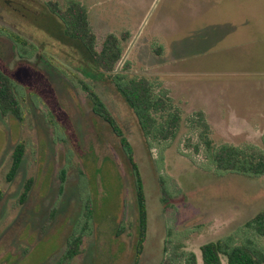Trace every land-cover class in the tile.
Masks as SVG:
<instances>
[{
  "label": "rangeland",
  "instance_id": "obj_1",
  "mask_svg": "<svg viewBox=\"0 0 264 264\" xmlns=\"http://www.w3.org/2000/svg\"><path fill=\"white\" fill-rule=\"evenodd\" d=\"M71 1L87 8L99 40L125 39L115 74L150 79L172 98L180 117L173 139L146 140L109 76L65 36L47 4ZM0 70L18 85L25 115L20 123L0 112V264H61L86 208L89 235L63 264H159L165 250L173 264L189 253L202 264L201 246L227 236L264 249L245 228L264 211V175L218 172L197 124L202 115L215 147L264 153V0H0ZM86 86L128 135L142 173L148 235L140 257L130 166ZM19 144L26 154L8 183Z\"/></svg>",
  "mask_w": 264,
  "mask_h": 264
},
{
  "label": "trees",
  "instance_id": "obj_2",
  "mask_svg": "<svg viewBox=\"0 0 264 264\" xmlns=\"http://www.w3.org/2000/svg\"><path fill=\"white\" fill-rule=\"evenodd\" d=\"M47 6L50 12L55 15V18L62 23L65 36L70 40L79 42L84 48L87 53L86 56L93 62L95 70L99 74L102 73L109 76V80L117 87L118 92L135 116L142 136L146 140L151 137L164 141L170 138L173 139L178 129L180 117L178 111L173 107L172 98L168 93L166 91L156 93L150 79L134 78L126 81L121 76L115 74L124 54L123 40L125 39L113 34H107L106 37L99 40L97 33L91 25L88 10L81 2L71 1L66 6H63L62 9L53 2H49ZM14 43L9 42L11 51L13 52L7 60L8 64L12 62L11 59L15 53ZM19 44L24 47L28 46L23 40ZM17 87L18 85L13 81L11 76L0 70V112L3 115L11 114L20 123H23L25 115L20 98L21 93ZM85 89L88 93V100L91 103L93 113L99 117L102 123L108 125L114 135L119 138L120 146L130 166L131 177L135 183L134 199L137 210L136 230L138 239L136 254L140 257L144 252L148 235V202L142 173L135 160L133 146L130 143L128 135L124 133V129L117 122L101 96L91 89V87L86 86ZM199 116L201 118L197 124L203 127L202 134L206 150L208 151V160L218 172L235 173L249 178H258L264 175L263 152L250 148L244 150L229 145L219 148L215 147L208 137V125L204 122L203 116ZM25 154V146L23 144L17 145L14 149L12 165L7 175L8 183L15 180ZM61 181L62 183L66 181L65 172L62 173ZM31 185V179L24 185V191L19 197L22 204H25L29 198ZM163 195L164 203L168 204L167 202L171 199L170 196L166 191H163ZM3 197L4 193L0 191V204ZM86 212L87 208L85 213H83V223L77 228V233L72 243L67 244L60 261L61 264L73 261L82 251L84 240L89 235L88 219L91 218ZM85 219L86 222H84ZM245 228L254 231L257 236L264 238V211L258 213L253 219L248 221L245 224ZM125 231L126 229L124 228L123 232ZM200 251L202 264H225L224 260H226L227 264H264V249L262 247L250 242L238 243L234 236H227L208 242L201 246ZM165 254L166 250L163 251L159 264H173V261L167 259ZM186 264H198L197 256L194 253H189L186 258Z\"/></svg>",
  "mask_w": 264,
  "mask_h": 264
}]
</instances>
